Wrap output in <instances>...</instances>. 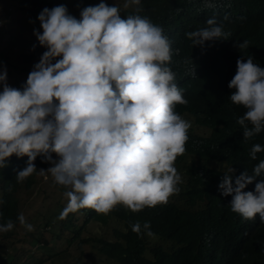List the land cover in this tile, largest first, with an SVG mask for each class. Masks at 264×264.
Segmentation results:
<instances>
[{
    "label": "clouds",
    "instance_id": "1",
    "mask_svg": "<svg viewBox=\"0 0 264 264\" xmlns=\"http://www.w3.org/2000/svg\"><path fill=\"white\" fill-rule=\"evenodd\" d=\"M230 1L209 0L197 11L198 24L186 33L193 47L206 49L207 41L227 40L221 22L227 19L222 12ZM236 3L238 9L243 0ZM140 4L125 0L124 7L136 6L137 13L126 18L104 0L82 9L79 19L65 5L45 8L37 18L42 33L34 30V35L46 50L22 90L8 85L7 70L0 66V168L13 155L26 156V166L16 175L22 183L37 171L34 162L41 157L50 167L39 172L66 189L57 195L64 196L63 203L52 200L48 205L45 195L46 205L35 212L34 221L18 216L32 235L33 224L44 225L38 216L57 209L49 224L53 233L43 241L25 233L24 240L15 236L21 248L18 263L30 255L41 258V250L47 253L48 248L47 254L66 257L63 264H117L100 252L132 248L148 264H159L155 252L164 248L172 259L169 264H264V180H257L264 174V155L252 174L248 164L234 170L205 156L209 153L204 148L225 128L204 112L193 116L176 110L188 103L189 84L201 80L199 50L171 70L169 64L179 53L174 47L187 29L160 21L163 32L138 14ZM248 47L247 40L238 44L241 52ZM236 66L228 99L245 109H238L244 113L239 117L230 108L246 142L264 133V68L250 55H243ZM238 133L227 142L242 143ZM196 145L201 154L189 152ZM261 152L264 147L254 144L250 158L256 160ZM191 165L223 175L215 203L203 196L180 204L179 186L187 181ZM176 206L203 214L204 223L187 240L171 245L159 237L155 225ZM90 223L107 227L108 236L86 234ZM14 227L9 219L0 224V233ZM85 246L92 251L83 253ZM22 247L31 250L24 253Z\"/></svg>",
    "mask_w": 264,
    "mask_h": 264
},
{
    "label": "trees",
    "instance_id": "2",
    "mask_svg": "<svg viewBox=\"0 0 264 264\" xmlns=\"http://www.w3.org/2000/svg\"><path fill=\"white\" fill-rule=\"evenodd\" d=\"M100 2L101 0H0L2 7L0 18L3 19L4 25L2 26L5 27L6 35H12L14 30V37H17L22 33V27L24 29L30 28V24L33 22L29 18L32 16L37 19L45 8L52 9L59 5H65L68 13L79 19L82 9L95 6ZM104 2L109 6L115 4L119 7L122 18L137 14L135 12L136 6L124 7L125 0H114L112 3L104 0ZM207 3H209V0H141L139 7L143 10L138 14L147 17L153 24L161 27L163 32L166 28L161 22L172 28L187 29L177 40L176 44L178 46L175 45L174 47V50L179 48V53L177 58L171 60L169 64L171 70H174L176 66L178 69L181 65L186 64L193 54L200 49L199 47H193L192 41L187 38L186 33L191 32L188 29L196 28L198 20L195 15L199 9L207 7ZM236 7V0H231L222 12V17H227L221 22L224 32L229 33L227 40L207 41L205 42L206 46H204L206 49L197 52V65L201 80L189 84L188 103L177 105L176 110L193 116L201 111L211 116L218 124H221V130L225 128L224 132L218 134L209 147L204 148V151L209 153L205 156L212 155L224 166L231 167L234 170L240 164L244 166L248 164L249 174H252L254 167L261 161L264 152L258 153L256 160H252L249 153L254 144H260L264 147V133L260 132L252 139L244 141L243 129L237 123L235 112L240 117L244 113L241 114L238 109L243 111L245 109L231 104L228 97L233 90L228 88V84L236 74L237 60L243 55L245 57L247 55L252 56L254 62L264 68V0H243L242 5L238 9ZM191 20L194 22L192 23ZM21 21L23 25H21ZM189 25L191 26L189 27ZM38 29H35V31L42 33L40 25ZM26 33L29 35V32ZM31 33L34 41L29 45V49L23 48L20 50V56L22 57L20 63H3L4 56L2 55L3 52L0 51V66L7 70L8 85L20 90L23 89L30 71L37 63V57H41L46 50L41 46L39 47V44H35L38 43L36 42L38 40L34 35V31ZM245 40L249 41V47L241 52L238 44ZM9 45L10 43L5 44L6 49ZM34 45L35 48L33 49ZM0 91H2V88H0ZM230 108H235V112ZM237 128L241 133V137H243L242 143L241 139L239 140V146L227 142L230 135H239ZM203 143L208 144L206 141ZM189 152L201 154L198 145ZM27 159L26 156L17 158L13 155L7 161V166L0 168V224H5L9 219L15 224L13 230L0 233V264H17L20 261L18 254L21 252V248L19 247V238L14 239L16 235H19L22 240L26 235L30 239L33 236L38 242L43 241L45 237L50 235L52 227H49V224L56 216L57 209L38 216L44 225L37 223L34 227L33 224L32 235L30 231L29 233L20 225L17 219L18 216L22 214L27 223L34 221V217L37 215L33 211L34 204L41 202L46 195V198L49 199L47 201L48 205H50L52 200H56L55 198L61 190L62 192L66 191L64 187L54 183L50 174L39 172L41 169L47 170L50 167L49 164L42 163L41 157H37L34 162L37 171L22 183H18L16 175L18 171L24 169ZM187 177L188 179L183 187L179 186L180 204L188 198L191 200L195 197L201 199L204 196L210 203H215V199L219 198L216 191H219L218 185L222 181L223 175L214 170L191 165L187 168ZM257 180H264V174L258 177ZM203 219V214L179 211V206H176L155 225V231L162 240L171 245H177L187 240L192 229H201L204 223ZM23 233H25L24 236L21 235ZM45 244H47V241H45ZM22 248L24 253H28L25 249L31 250L30 247ZM38 249L40 248L38 247ZM46 252L51 251L47 248ZM164 252H166L164 248H159L155 252V256L158 255L160 260L159 264L171 263L172 259ZM47 253L41 250L39 253L41 258L36 254L34 256L30 255L29 258L18 264H32V261L34 264H63L66 259L64 256L49 255ZM100 253H103L102 255L109 262L114 260L117 264H148L150 262L132 248H129L126 252H114V249L107 248ZM67 264H81V262L70 261Z\"/></svg>",
    "mask_w": 264,
    "mask_h": 264
},
{
    "label": "rangeland",
    "instance_id": "3",
    "mask_svg": "<svg viewBox=\"0 0 264 264\" xmlns=\"http://www.w3.org/2000/svg\"><path fill=\"white\" fill-rule=\"evenodd\" d=\"M109 3L114 2V0H108ZM3 4V3H2ZM0 9H2L1 4H0ZM0 17H1V12H0ZM0 51L3 52V63L6 64H11L12 62L15 63H20L22 60V57L20 56V50L23 48H27L29 49V45L34 41L33 37H32V31H34L35 29H38L40 23L38 19L33 18L32 16L29 18V20H31L33 23L30 24V28L28 29H24L22 27V33L19 34V36L14 37V30L12 35H6L7 33L5 32V28L2 26L4 25L3 23V19L0 18ZM21 25H23L22 21H21ZM39 30V29H38ZM29 32V35L28 33ZM36 39V38H35ZM38 42V41H36ZM10 43L9 47L6 49L5 44ZM38 44V43H35ZM40 47V45H39ZM198 133H201V131H198ZM47 189H48V185L46 184ZM56 200L59 203H63L64 202V196L60 195L56 197ZM68 203V200L65 201V204ZM44 205L43 202H37L36 204H34L33 206V211L37 212L40 211ZM85 233L86 234H94V235H98V236H104L107 237L108 236V230L107 227H103L100 226L96 223H90L85 227ZM14 239H16V237H14ZM71 254H73V256H77V251L74 247H70L69 248ZM90 251H92V248L89 246H85L83 248V253H89ZM50 264V263H47Z\"/></svg>",
    "mask_w": 264,
    "mask_h": 264
}]
</instances>
